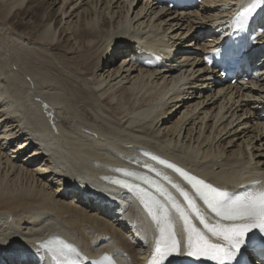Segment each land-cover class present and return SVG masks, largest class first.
I'll list each match as a JSON object with an SVG mask.
<instances>
[{
	"label": "bare ground",
	"instance_id": "obj_1",
	"mask_svg": "<svg viewBox=\"0 0 264 264\" xmlns=\"http://www.w3.org/2000/svg\"><path fill=\"white\" fill-rule=\"evenodd\" d=\"M252 3L0 0V264H51L39 244L53 235L81 264L103 253L146 264L156 222L109 182L113 169L142 170L143 153L233 193L264 187V30L254 33L264 29V4L250 28L257 68L247 81L216 82L204 63ZM178 193L172 187L186 210ZM160 203L186 252L183 222Z\"/></svg>",
	"mask_w": 264,
	"mask_h": 264
},
{
	"label": "snow or ice",
	"instance_id": "obj_2",
	"mask_svg": "<svg viewBox=\"0 0 264 264\" xmlns=\"http://www.w3.org/2000/svg\"><path fill=\"white\" fill-rule=\"evenodd\" d=\"M257 4H264V0H253L252 5L245 9L244 13L239 14L237 22L241 26L245 22L247 13L251 12ZM144 155H150L151 159L160 165H164L166 168L179 173L191 184L196 196L203 201L208 210L222 221L229 222L210 224L207 216L197 207L193 198L178 185L173 183L172 187L176 188L187 201V210L177 204L163 187L155 184L157 192L166 197L171 203L172 208L178 213L179 219L183 222V231L188 233V250L185 252L176 239L173 221L168 209L158 199L144 192L140 196L141 202L156 222L160 233L156 238V247L149 264H164L165 261L171 264L172 257L185 254L187 256H195L198 259H205L210 261L211 264H232L233 261L238 259V254L242 252V249L249 243V233L256 229L260 234H264V187H257L255 191L246 193L243 196L232 197L227 190L190 176L187 172L175 164L169 163L167 160L150 153H144ZM144 167L149 168L150 171H155V169L148 165H144ZM113 171L122 173L124 177L129 178L112 179L110 181L121 188L134 190L133 180H144L145 183L150 185L154 183L147 176H142L136 171L121 168L113 169ZM157 175L170 180V177L164 176L159 171H157ZM189 211L205 226L210 236L198 231L191 223ZM193 238L196 241L194 250ZM61 244L62 247L53 256V264H80L81 260L86 259L82 257L81 253L74 246L63 244V242ZM40 247H47V245H41ZM92 264H96V262L93 261Z\"/></svg>",
	"mask_w": 264,
	"mask_h": 264
},
{
	"label": "rangeland",
	"instance_id": "obj_3",
	"mask_svg": "<svg viewBox=\"0 0 264 264\" xmlns=\"http://www.w3.org/2000/svg\"><path fill=\"white\" fill-rule=\"evenodd\" d=\"M21 19H22V21H24V22H26V21H27L25 18H23V17H20V18H17L16 20H14V24H17V23H19ZM18 20H19V22H18ZM72 197H73V196H72ZM70 199H71V197H70Z\"/></svg>",
	"mask_w": 264,
	"mask_h": 264
}]
</instances>
